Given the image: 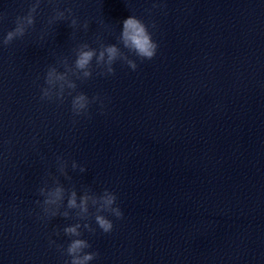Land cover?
I'll use <instances>...</instances> for the list:
<instances>
[{"label":"clouds","instance_id":"9594fccd","mask_svg":"<svg viewBox=\"0 0 264 264\" xmlns=\"http://www.w3.org/2000/svg\"><path fill=\"white\" fill-rule=\"evenodd\" d=\"M53 2L54 0H49V3ZM40 5L41 0H32L26 14L16 16L14 28L3 36L2 40H0V45L6 47L14 40L22 39L29 29H33ZM157 6V4H153L154 8ZM53 13L47 20L49 26L57 21L68 20L72 29L82 27L87 31L89 28L90 22L85 20L81 25L72 8L61 10L57 6L53 8ZM4 18L5 14L0 13V21ZM151 27L155 29L156 24L153 23ZM46 34V31L42 32L40 38L43 39ZM117 42V44H105L97 37L98 48H94L88 43H81L73 49L75 59L71 64L68 57L58 58L56 65L47 67L44 74V86L40 87V100L62 104L66 96L71 97V112L74 118L89 116L91 105L97 103L102 112L105 107L104 99L99 94L90 98L86 93L78 92L76 81L84 82L92 78L94 71L97 76L115 75L113 65L117 61L125 63L131 70L135 71L138 65L134 59L130 58L129 54L139 58L141 61L152 60L157 54L158 44L153 39L148 26L133 15L123 21V29L117 37ZM120 45L127 52L123 51ZM60 68H63V71H60ZM75 122L74 119L73 123ZM68 166L69 161L63 156L56 157L57 172L70 180L71 177L68 176L67 172ZM71 169L73 171L79 169L81 173L87 170L75 160L71 161ZM45 176L42 186L37 190L38 195L43 197V200L35 201V204L41 209V212L37 214L38 219L47 222L53 218L62 217L77 221L63 228V234L70 238V242L66 247L62 244H56V241L51 240V238L49 239V244L55 245L60 254L67 257L64 260V264H90L91 261L99 256V253L87 251L92 245L87 239L81 237L84 231L95 234L96 228L90 223L91 219H94L95 225L103 233L108 234L113 231L114 224L108 216L119 220L123 219L124 215L117 204V195L108 189H104L98 195L90 187H83L82 194L78 195L75 186L65 188L58 176L53 175L51 172H47ZM49 179L51 184H49ZM54 234L59 236L60 231L56 230Z\"/></svg>","mask_w":264,"mask_h":264}]
</instances>
